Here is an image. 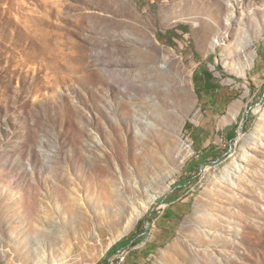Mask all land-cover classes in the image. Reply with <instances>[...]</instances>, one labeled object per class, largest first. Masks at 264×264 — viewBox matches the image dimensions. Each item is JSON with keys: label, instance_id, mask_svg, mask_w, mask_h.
Instances as JSON below:
<instances>
[{"label": "rangeland", "instance_id": "obj_1", "mask_svg": "<svg viewBox=\"0 0 264 264\" xmlns=\"http://www.w3.org/2000/svg\"><path fill=\"white\" fill-rule=\"evenodd\" d=\"M0 264H264V0H0Z\"/></svg>", "mask_w": 264, "mask_h": 264}, {"label": "trees", "instance_id": "obj_2", "mask_svg": "<svg viewBox=\"0 0 264 264\" xmlns=\"http://www.w3.org/2000/svg\"><path fill=\"white\" fill-rule=\"evenodd\" d=\"M159 37H160V34H159ZM233 137V136H232ZM231 137V138H232ZM182 184H178V186H181ZM151 224V222L149 221L148 222V225H150ZM141 233V232H140ZM128 244V241H126V242H122V241H120V242H117V244H116V247H117V250L119 249V248H121V247H123V246H126Z\"/></svg>", "mask_w": 264, "mask_h": 264}, {"label": "bare ground", "instance_id": "obj_3", "mask_svg": "<svg viewBox=\"0 0 264 264\" xmlns=\"http://www.w3.org/2000/svg\"><path fill=\"white\" fill-rule=\"evenodd\" d=\"M132 213H133V212H132ZM135 215H136V213H134L132 216H130V217L128 218V221H127V224H126V227H125L124 231H126V230L128 229V226L132 224V222H133L134 219H135Z\"/></svg>", "mask_w": 264, "mask_h": 264}, {"label": "water", "instance_id": "obj_4", "mask_svg": "<svg viewBox=\"0 0 264 264\" xmlns=\"http://www.w3.org/2000/svg\"><path fill=\"white\" fill-rule=\"evenodd\" d=\"M146 225H148V222L146 223Z\"/></svg>", "mask_w": 264, "mask_h": 264}]
</instances>
